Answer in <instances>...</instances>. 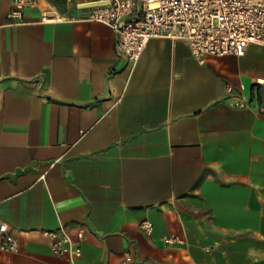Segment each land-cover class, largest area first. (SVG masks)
Returning a JSON list of instances; mask_svg holds the SVG:
<instances>
[{
	"label": "crops",
	"instance_id": "obj_1",
	"mask_svg": "<svg viewBox=\"0 0 264 264\" xmlns=\"http://www.w3.org/2000/svg\"><path fill=\"white\" fill-rule=\"evenodd\" d=\"M50 1L70 19L8 22L0 0V223L18 245L0 264H68L40 233L61 227L86 231L74 264H264V48L199 64L152 38L127 63L80 18L100 0Z\"/></svg>",
	"mask_w": 264,
	"mask_h": 264
},
{
	"label": "built area",
	"instance_id": "obj_2",
	"mask_svg": "<svg viewBox=\"0 0 264 264\" xmlns=\"http://www.w3.org/2000/svg\"><path fill=\"white\" fill-rule=\"evenodd\" d=\"M69 0H66V2ZM106 4L85 9L80 17L90 22L110 26L118 57L135 62L152 38H168L184 42L192 58L205 64L208 56H242L249 46L264 48V0H100ZM8 22L21 19L27 9H37L41 23L69 20L50 0H10ZM233 97V88L227 86ZM238 100L241 98L236 97ZM240 102V101H238ZM139 227L150 232L152 224L143 220ZM0 223V249L16 252L15 237L7 234ZM41 236L49 241L55 256H67L74 264L81 256V242L86 231L76 228L69 233L63 227L43 230ZM164 244L177 241L172 234L161 238ZM133 256L124 252L120 264H132Z\"/></svg>",
	"mask_w": 264,
	"mask_h": 264
},
{
	"label": "water",
	"instance_id": "obj_3",
	"mask_svg": "<svg viewBox=\"0 0 264 264\" xmlns=\"http://www.w3.org/2000/svg\"><path fill=\"white\" fill-rule=\"evenodd\" d=\"M106 3H107V1H104V2L103 1H96V2H92V3L80 4V5H78V8H91V7L103 5Z\"/></svg>",
	"mask_w": 264,
	"mask_h": 264
}]
</instances>
